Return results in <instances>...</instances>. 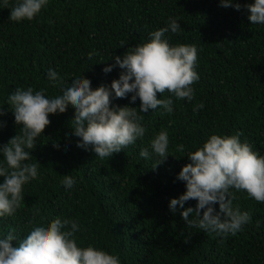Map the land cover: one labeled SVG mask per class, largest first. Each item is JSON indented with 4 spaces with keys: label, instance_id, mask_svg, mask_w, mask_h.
Returning <instances> with one entry per match:
<instances>
[{
    "label": "trees",
    "instance_id": "16d2710c",
    "mask_svg": "<svg viewBox=\"0 0 264 264\" xmlns=\"http://www.w3.org/2000/svg\"><path fill=\"white\" fill-rule=\"evenodd\" d=\"M16 3L8 0L5 7L0 0V146L20 133L8 105L17 88L43 89L54 98L83 76L93 90L110 87L123 71L118 66L103 71L115 64L113 57L148 42L170 18L181 31L169 30L164 38L172 46L197 48L200 79L191 102L167 91L158 94V99L173 100V112L141 113L145 136L112 157L101 159L91 146L77 147L81 138L72 135L71 105L63 114L49 115L51 123L28 161L40 164L39 177L24 186L22 207L0 217V236L14 229L18 239L25 238L38 210L36 226H47L57 216L75 219L81 228L78 246L116 255L120 264H264V203L245 191L230 189L233 208L251 217L234 236L188 227L169 210L170 200L186 191L177 176L190 163L187 154L211 135L242 133L240 141L264 156V25L251 24L245 7L254 0H233L240 11L221 7L220 0H48L31 21L21 22L9 19ZM89 53L95 55L89 59ZM50 70L58 80L49 79ZM131 95L119 99L113 93L111 106L138 109L140 101L130 103ZM199 103L204 107L194 113ZM161 129L169 133V156L153 169L163 158L150 142ZM180 144L184 153L175 150ZM142 149L148 150L147 158L140 156ZM64 175L75 179L72 188L63 186ZM213 207L219 211L218 204ZM18 243L13 241V247Z\"/></svg>",
    "mask_w": 264,
    "mask_h": 264
},
{
    "label": "clouds",
    "instance_id": "9594fccd",
    "mask_svg": "<svg viewBox=\"0 0 264 264\" xmlns=\"http://www.w3.org/2000/svg\"><path fill=\"white\" fill-rule=\"evenodd\" d=\"M47 3L48 0H17L9 19L31 21ZM7 4L8 0H4L5 7ZM220 6L241 9V5L234 4L233 0H220ZM245 7L250 13L247 18L251 24L264 25V0H254ZM169 30L174 34L181 31L177 20L170 18L168 27L150 33L148 42L127 50L122 58L113 57L115 64L103 71L107 74L116 66L123 71L110 87L100 85L93 90L91 81L83 76L74 79L62 95L54 98H48L43 89L34 91L31 87L27 90L17 88L9 95L8 105L20 133L0 146L3 156L0 177L4 178L0 184V217L13 216L22 207L24 186L39 177L40 164L28 161L33 157L30 150L35 149L38 138L51 123L49 115L63 114L71 105L75 110L70 121L74 130L72 135L81 138L77 147L88 150L91 146L96 156L103 159L145 136L141 113L157 108H163L169 114L173 112V100L158 99V94L167 91L180 100L191 102L194 99L193 85L200 79L195 70L197 48L194 45H170L164 38ZM93 55L95 53H89V59ZM48 76L53 81L59 79L52 70ZM113 93L119 99L132 94L130 103L134 104L138 98L139 108L111 106ZM203 107V103H199L193 112ZM3 114L0 111V115ZM0 127H3L2 123ZM241 135H211L201 147L187 154L190 163L183 166L177 176L185 182L186 191L178 199L170 200L169 210L173 214L178 212L188 227L222 236L240 232L251 217L248 212L233 208L235 195L230 189L245 191L249 197L264 203V156L253 151L247 142L242 143ZM150 146L163 158L155 169L169 156L167 129H161ZM175 150L184 153L185 146L177 145ZM140 156L147 158L148 150L142 149ZM62 183L70 189L76 181L72 176L64 175ZM191 200L197 201L195 208L185 207ZM216 204L219 211L213 207ZM37 215L39 211L34 210L29 221L31 231L25 238L18 239L14 229L0 236V264H120L116 255L92 245L78 246L76 233L81 228L77 220L57 216L47 226H36ZM13 241H19L18 246L13 247Z\"/></svg>",
    "mask_w": 264,
    "mask_h": 264
}]
</instances>
